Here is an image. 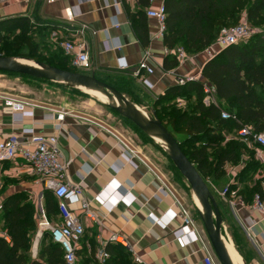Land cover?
Wrapping results in <instances>:
<instances>
[{
  "label": "crops",
  "instance_id": "crops-1",
  "mask_svg": "<svg viewBox=\"0 0 264 264\" xmlns=\"http://www.w3.org/2000/svg\"><path fill=\"white\" fill-rule=\"evenodd\" d=\"M162 3L164 0H152L151 5L145 7L139 0H0V20L26 18L35 29L36 39H41L63 55V50L52 41L54 31L59 33L61 41L69 40L76 46L80 45L91 58V75L95 74L104 82L115 83L131 102L151 115L156 110V101L169 88L178 85L177 77L187 81L196 79L206 84L202 77L203 69L218 53L214 56H210L207 50L196 55L187 53V59L182 63L178 61L177 68L164 70L168 55L176 56L177 50L182 47L171 51L164 39L154 38L158 24L147 13ZM128 12L133 17L142 12L146 14L143 22L149 36L148 46L142 45ZM70 14L75 16L71 23L68 22ZM147 51L151 52L147 65L154 70L153 74L140 70ZM121 66L127 69L122 70ZM5 99L0 96V142L13 134L21 135L22 128H33L38 134L47 136L59 132L62 160L68 164L63 181L78 184L84 180L85 197L97 211L107 214L109 208H113L101 224L81 217L86 232L78 251L79 264H98V248L101 243L109 241L114 233L128 239L132 251L118 244H109L112 259L108 264H117L116 260H119L122 252H128L131 264H205L207 248L210 249L211 245L202 225H197V234L206 243L193 235L184 240L174 235L183 225L179 206L188 208L182 201L184 194L173 181V176L170 178L163 170L156 169L151 161L143 165L132 157L129 162L120 144L123 142L135 152L134 146H129L119 136L87 118L68 114L61 125L62 129L58 131L52 115L57 111L30 103L26 110L34 109V117L25 119L22 126H17L12 121L11 110L4 104ZM173 102L180 108L187 106V100L181 96L175 97ZM22 165V161L17 160L1 166L0 201L5 209L9 198L20 195L33 205L36 227L30 235L28 264H47L48 248L53 244L48 232H40L39 224L43 215L51 224L59 223L58 201ZM225 172L226 177L222 180L207 182L211 192L227 206L228 216L233 220L229 222L223 218L224 239L232 242L244 264H264V219L250 209L253 198L248 200L238 195V192L255 186L256 174L253 180L244 182L237 179L239 171L226 169ZM161 185H165L172 195L162 192L159 189ZM231 185L237 189L230 190L228 197H222L223 190ZM235 194L237 199L233 198ZM50 199L56 204L54 208H49ZM230 202L235 203L241 221L247 226L255 223L250 231L253 242L237 223ZM3 214L4 211L0 215L1 238V234L6 233ZM75 214L81 216L79 210ZM6 241L11 244L10 237Z\"/></svg>",
  "mask_w": 264,
  "mask_h": 264
},
{
  "label": "trees",
  "instance_id": "trees-1",
  "mask_svg": "<svg viewBox=\"0 0 264 264\" xmlns=\"http://www.w3.org/2000/svg\"><path fill=\"white\" fill-rule=\"evenodd\" d=\"M151 2L152 0H139V3L145 7H149ZM262 3L264 0H164L167 11V33L164 43L171 51L182 47L186 53L200 54L215 43L223 28L234 27L241 21L242 17L239 14L243 10L248 8L249 20H257ZM145 15L142 12L133 17L128 12L134 30L142 45L146 47L149 44V36L143 22ZM15 32L18 35L9 40L7 35ZM46 48L51 49L46 42L38 43L35 29L26 18L0 20V56L17 55L41 62L38 51ZM262 55H264V33H259L248 43L223 49L207 62L202 77L206 84L214 88L218 105L206 106L205 84L201 81H188L184 86L169 88L167 93L155 103L156 116L177 139L182 151L206 183L225 178V166L237 165L242 155V147L248 150L239 141H229L224 145L226 133L244 125H252L258 132L264 133V58L258 61ZM49 61L54 67L77 72L69 58L62 53L51 55ZM67 64L71 67H62ZM178 65L177 57L168 55L164 70H173ZM108 84L122 92L115 83L108 82ZM177 96L187 100V107L180 108L173 102ZM222 110L236 114L237 120L233 122L222 120ZM253 154L252 161L245 164L238 174V180L244 182L253 180L254 173L260 167L259 163L254 162ZM178 174L183 179L182 175ZM232 186L234 185H231L230 190L237 189L236 186ZM184 191L188 192V189L184 188ZM260 191L261 187L256 184L251 189L238 192V195L241 194L250 200ZM55 206V202L50 199L49 208ZM34 213L33 205L24 200L23 196L15 195L9 198L3 218L11 244L0 237V264L29 263L30 235L36 227ZM196 217L200 220L199 213ZM107 250L112 257L110 245ZM48 251L47 264H63V253L58 245L53 244ZM127 253L119 254L117 264H131L129 261H124V258L128 257ZM111 257L108 262L111 261Z\"/></svg>",
  "mask_w": 264,
  "mask_h": 264
},
{
  "label": "built area",
  "instance_id": "built-area-1",
  "mask_svg": "<svg viewBox=\"0 0 264 264\" xmlns=\"http://www.w3.org/2000/svg\"><path fill=\"white\" fill-rule=\"evenodd\" d=\"M54 1V0H51ZM148 17L157 21L158 32L154 35L155 39H164L167 33V11L164 3H162L157 9L149 10ZM75 16L70 14L68 16V22H74ZM253 31L247 23H241L238 26L223 28L215 43L210 50H207L210 56H214L217 52L220 53L223 49L232 46L246 43L253 36ZM60 35L57 31H54L51 35L52 41L59 46L64 54L71 59L72 67L78 70L91 69V58L89 54L80 46L75 45L69 40H60ZM213 51H215L213 53ZM217 53V54H218ZM151 57V52L147 51L145 60L140 65V70H146L148 74H153L154 70L147 65V60ZM177 60L182 63L187 59V53L183 48H180L176 52ZM120 69L126 70V66H121ZM177 84L184 86L188 81L184 78L177 77ZM193 81H198L193 79ZM147 84L149 82L145 80ZM204 93L206 94L205 104L210 106L211 104L218 105L217 98L215 96V90L209 84L204 85ZM5 106L11 110L12 121L17 126H22L25 119L33 118L35 115L34 109L26 110L30 103L17 101L14 99L6 98ZM53 119L56 125L59 127L58 131L62 129L61 125L65 121L68 113L66 112H53ZM221 118L225 121H236L237 116L229 111L222 110ZM21 135L13 134L8 139L0 142V168L4 163L15 162L17 160L22 161V166L29 169L34 176H36L45 186L47 191H50L58 201V214L60 221L56 224H51L46 217L42 216L40 222V232H48L53 244L58 245L63 253V264H79L78 251L80 250L81 242L85 235V225L82 222L81 217H85L92 222L101 224V221L105 219L106 215L112 213L113 208H109L107 214H103L97 211L92 202L85 197V181L81 183L72 184L63 181V177L68 169V164L62 160V152L59 146V132L52 135H40L35 129L22 128ZM95 133V131H93ZM234 136L228 138L226 141H237L244 144L249 150L254 152V159L260 165V170L256 173L254 178V184L261 187V191L257 192L253 196L250 209L258 212L264 219V133L258 132L252 125H244L239 129L234 130ZM121 148L125 150L127 160L132 161L138 159L143 165L145 162L139 158V156L129 150L126 145L121 142ZM131 156L130 159L128 156ZM162 192L172 193L165 185H161L159 188ZM230 188L226 187L221 196L226 198L230 195ZM237 199V194L233 196ZM232 207L233 216L236 218L237 223L244 231L247 238L252 242L250 231L255 227V223L247 226L245 222L241 221L236 205L234 202H230ZM181 218L183 219V225L180 229L175 231L174 235L179 240L187 239L193 235L195 239L206 243L197 234L196 219L192 214L182 206ZM79 210L81 216L75 214V211ZM4 211V205L0 201V215ZM225 231L223 226L222 231ZM4 239L9 240L6 233L1 234ZM109 244H118L122 247L132 251V247L128 239L118 233L111 235L109 241L101 243V246L96 252V260L98 264H107L110 259V253L107 250ZM210 244V243H209ZM139 261V260H138ZM205 264H220L218 262L215 253L211 246L207 248V256L204 259Z\"/></svg>",
  "mask_w": 264,
  "mask_h": 264
},
{
  "label": "rangeland",
  "instance_id": "rangeland-1",
  "mask_svg": "<svg viewBox=\"0 0 264 264\" xmlns=\"http://www.w3.org/2000/svg\"><path fill=\"white\" fill-rule=\"evenodd\" d=\"M239 15L242 17V19L235 26H238L241 23H247L254 33L252 38L256 34L264 33V3L260 5V13L257 20L252 21L248 19V8L243 10ZM17 35L18 33L15 32L7 35V37L9 40H12ZM252 38H250L246 43L250 42ZM37 41L38 43H40L41 39L37 38ZM211 47L212 46H210L206 50H210ZM58 52L61 53L54 48L39 49L38 56L40 57L42 63L50 65V56ZM13 57L24 59L17 55ZM263 58L264 55L260 56V59H258V61ZM62 67L69 68L71 66L70 64H67ZM75 70L77 72H80L81 74L91 75V69ZM0 96L17 101L47 106L58 112H66L73 116L87 118L98 123V125L103 129L113 132L121 139H123L126 143H128L129 146H134V151L144 162L148 164L149 161H151L152 165L156 169L163 170L170 176V178H172L173 176V181L176 183L177 187H179V190H181L184 194L183 197L185 201L182 199L183 203L188 208L192 216L196 220L198 219L196 218V216L198 215L199 211L197 210L193 202V192L190 189L187 181L184 178L181 179L180 175L178 174L180 172L176 169L173 162H171L165 148L161 144L156 143L154 140L146 136L130 121L116 114L96 99L83 93L81 90L69 87L67 85L47 81H39L32 78L11 74H0ZM233 134L234 131H229L228 133H226L228 138L234 136ZM226 137L224 145L228 143L226 141ZM232 141L237 140L233 139ZM241 152L242 155L240 156L241 158L239 163L237 165L227 164L224 168L225 171L226 169L231 171L236 170L240 173L244 165L252 161L251 155L254 153L252 150H247L242 147ZM259 170L260 167H258L257 171L254 174H256ZM184 188H187L188 192L184 191ZM213 195L217 200L223 218H225V220L227 221L229 220V222H232L233 220H231V218H229L228 216L227 206L215 194ZM196 223L199 226L202 225L200 220H197ZM124 261H129L131 263L129 257H125Z\"/></svg>",
  "mask_w": 264,
  "mask_h": 264
},
{
  "label": "water",
  "instance_id": "water-1",
  "mask_svg": "<svg viewBox=\"0 0 264 264\" xmlns=\"http://www.w3.org/2000/svg\"><path fill=\"white\" fill-rule=\"evenodd\" d=\"M39 1L43 2L44 0ZM19 59L21 58L0 56V73L17 74L67 85L78 90L86 89L102 93L109 100L105 106L130 121L152 140L162 141L168 148L165 150L174 166L187 181L193 194L199 198L203 206V211H199L200 220L218 262L220 264H233L223 242V216L215 196L194 164L184 154L177 139L158 119L154 111L151 115L145 114L122 92L100 80L95 74L87 75L72 72L30 59L25 60L32 61L33 65H26L20 63Z\"/></svg>",
  "mask_w": 264,
  "mask_h": 264
},
{
  "label": "bare ground",
  "instance_id": "bare-ground-1",
  "mask_svg": "<svg viewBox=\"0 0 264 264\" xmlns=\"http://www.w3.org/2000/svg\"><path fill=\"white\" fill-rule=\"evenodd\" d=\"M19 62L22 64H26V65H33L32 61L25 60V59H19ZM81 91L83 93L91 96L92 98L96 99L97 101H99L100 103H102L104 105H107L109 103V100L107 99V97L105 95H103L102 93L91 91V90H86V89H82ZM142 112H144L146 114V112L144 110H142ZM155 141H156V143L161 144L166 150H168L167 146L164 145V143L162 141H160V140H155ZM193 202H194V205L196 206L197 210L202 212L203 206H202L199 198L195 194H193ZM223 242H224L226 251L228 253V256H229L231 262L233 264H244L242 258L240 257V255L236 251V249L234 248L232 242H229L226 239H223Z\"/></svg>",
  "mask_w": 264,
  "mask_h": 264
}]
</instances>
